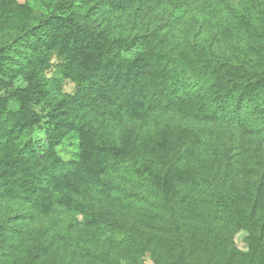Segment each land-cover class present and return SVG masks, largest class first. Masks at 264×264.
Instances as JSON below:
<instances>
[{
	"label": "trees",
	"instance_id": "16d2710c",
	"mask_svg": "<svg viewBox=\"0 0 264 264\" xmlns=\"http://www.w3.org/2000/svg\"><path fill=\"white\" fill-rule=\"evenodd\" d=\"M199 1L58 0L37 15L0 0V200L45 214L56 204L79 213L89 232L135 242L157 232L159 250L190 253L205 237L230 245L242 230L259 260L264 159L252 181L229 145H264V50L240 44L264 29V0H209L231 34L224 44L187 21ZM115 17L143 28L121 30ZM53 57L60 80L46 77ZM122 122L130 126L115 129ZM212 125L247 134L246 145L200 129ZM68 140L75 152L64 161L58 149ZM91 191L108 204L89 209ZM11 219L0 220V264L26 245ZM81 248L90 264L113 263L101 238L85 236Z\"/></svg>",
	"mask_w": 264,
	"mask_h": 264
},
{
	"label": "rangeland",
	"instance_id": "374dc122",
	"mask_svg": "<svg viewBox=\"0 0 264 264\" xmlns=\"http://www.w3.org/2000/svg\"><path fill=\"white\" fill-rule=\"evenodd\" d=\"M19 3L26 4L33 13L37 15H46L50 13L53 6L58 0H17ZM237 4L238 0H230ZM215 5V4H214ZM126 16V15H120ZM182 16V15H179ZM219 16L215 15L213 4L209 0H200L196 6L195 12L187 18L192 24L201 25L200 36L207 39L218 41L224 44L231 38L228 31L223 30L219 25ZM113 25H117L119 29L124 31H137L143 28L138 23L133 24L131 19L127 17L110 18ZM145 28V27H144ZM264 29L254 33V43L251 39H242L240 44L248 46L249 51L255 48L257 53H263ZM241 39V38H239ZM59 61L53 57L52 67L46 73L49 79L60 80ZM17 81L15 85H20ZM61 91L63 93L72 94L74 87L71 83L62 80ZM4 95V91L0 90V96ZM8 108L12 111L17 110L18 104L14 100L8 102ZM42 117L46 115V109L43 105L34 108ZM175 122H178L177 120ZM183 126L188 124H183ZM115 129L122 130L128 128V123H114ZM205 135L213 131L215 135H220L223 139L228 140V144L236 138H241V146L246 145L248 140L247 134L239 137L233 132L232 128L219 129L216 126H200ZM145 132V130H143ZM150 132L148 131L147 134ZM44 139V131L42 125L35 129L34 140L38 143ZM240 155L244 175L250 180L257 179L259 171L262 169L264 159V145L261 149L244 151L245 148L236 149L229 145ZM75 152V144L73 140L65 141L58 149L59 156L68 161ZM230 152V151H229ZM89 195L84 196L85 203L92 209L94 206H104L108 203L100 201L99 195L91 191ZM112 205L121 210L122 207L116 199H110ZM11 219L14 228L19 231V235L24 239L26 245L22 247V251L18 250L17 255L6 259V264H90L88 258L82 251L83 238L88 236L103 240L105 251L108 256L113 257L112 264H264L263 251L259 254V260L252 262L249 258L251 248L247 240L246 232L235 230L230 234L231 244L219 243L213 238L205 237L204 242L195 241V245H191V251L180 252L172 249L159 250L156 241L160 236L157 232L150 233L146 238L135 242L133 238L122 236L115 233L98 231L95 233L86 230L83 225L82 217L79 213L68 210L59 205L53 204L48 214L42 213L30 205H16L10 202L6 203L0 200V220ZM262 223V221H260ZM201 230H205L202 227ZM101 250V249H100ZM97 250L98 253H100Z\"/></svg>",
	"mask_w": 264,
	"mask_h": 264
}]
</instances>
